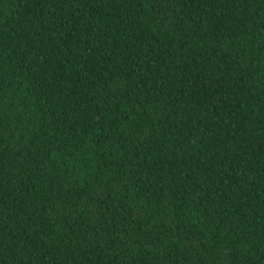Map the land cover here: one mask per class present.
I'll list each match as a JSON object with an SVG mask.
<instances>
[{
    "label": "trees",
    "instance_id": "trees-1",
    "mask_svg": "<svg viewBox=\"0 0 264 264\" xmlns=\"http://www.w3.org/2000/svg\"><path fill=\"white\" fill-rule=\"evenodd\" d=\"M0 264H264V0H0Z\"/></svg>",
    "mask_w": 264,
    "mask_h": 264
}]
</instances>
